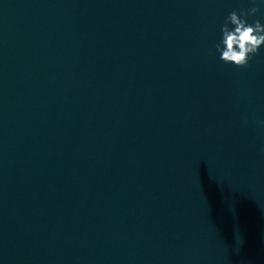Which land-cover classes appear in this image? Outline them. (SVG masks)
Segmentation results:
<instances>
[{"label":"water","instance_id":"95a60500","mask_svg":"<svg viewBox=\"0 0 264 264\" xmlns=\"http://www.w3.org/2000/svg\"><path fill=\"white\" fill-rule=\"evenodd\" d=\"M250 7L0 0V264H264V45L214 47Z\"/></svg>","mask_w":264,"mask_h":264},{"label":"clouds","instance_id":"9594fccd","mask_svg":"<svg viewBox=\"0 0 264 264\" xmlns=\"http://www.w3.org/2000/svg\"><path fill=\"white\" fill-rule=\"evenodd\" d=\"M251 4L252 7L246 10L239 13L233 10L228 14L221 28L222 38L214 46L216 52L220 53L219 59L223 63L232 64L237 68H247L264 45V24L260 20L249 23L247 19L264 7V0H251Z\"/></svg>","mask_w":264,"mask_h":264}]
</instances>
